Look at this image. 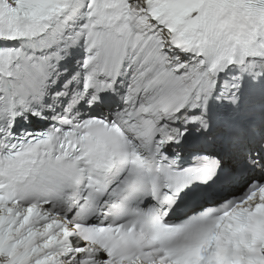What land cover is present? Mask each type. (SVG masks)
<instances>
[{"label":"snow or ice","instance_id":"obj_1","mask_svg":"<svg viewBox=\"0 0 264 264\" xmlns=\"http://www.w3.org/2000/svg\"><path fill=\"white\" fill-rule=\"evenodd\" d=\"M259 79H264V74H262V76ZM259 79H258L257 83H259ZM262 91H264V90H262Z\"/></svg>","mask_w":264,"mask_h":264}]
</instances>
